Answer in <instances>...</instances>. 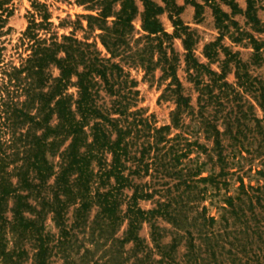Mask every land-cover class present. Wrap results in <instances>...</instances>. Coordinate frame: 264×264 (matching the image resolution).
I'll return each instance as SVG.
<instances>
[{
	"label": "trees",
	"instance_id": "trees-1",
	"mask_svg": "<svg viewBox=\"0 0 264 264\" xmlns=\"http://www.w3.org/2000/svg\"><path fill=\"white\" fill-rule=\"evenodd\" d=\"M12 1L0 0V264H49L54 256L62 264H264L258 0H246L244 10L220 0L230 12L213 3L219 31L203 45L206 62L175 0H73L88 11L74 24L94 33L104 54L86 36L58 34L46 5L32 0L36 14L14 44L15 62L4 53ZM184 1L195 13L202 7ZM165 11L172 33L159 19ZM225 36L250 45L249 59ZM126 67L163 86L158 101L173 104L167 122L139 106ZM254 160L262 166L256 184L245 183ZM145 223L149 241L140 235Z\"/></svg>",
	"mask_w": 264,
	"mask_h": 264
},
{
	"label": "rangeland",
	"instance_id": "rangeland-1",
	"mask_svg": "<svg viewBox=\"0 0 264 264\" xmlns=\"http://www.w3.org/2000/svg\"><path fill=\"white\" fill-rule=\"evenodd\" d=\"M40 3H44L46 5L47 10L50 12V21L54 24V29L58 32V34H69L73 32L76 37L82 39L84 36L89 38V41L95 40L98 49L104 54L105 49L99 43V40L95 38L94 33H86L83 28H79L74 21L78 19V15L85 14L88 11L84 10L82 6H79L73 0H38ZM155 2L164 5L161 0H154ZM175 1H184V0H175ZM197 2L202 4V7L198 9V12L195 13V8L189 2L183 5V10L179 14L182 21L189 25L192 29L196 30V34L199 37L198 43L195 45V54L201 61H207L202 56L203 45L209 41L214 40L218 35V29L215 26L214 14L212 11L213 3H217L223 10L230 12V8L224 3V1L213 0V1H204V0H196ZM241 9L246 8V0H234ZM185 2V1H184ZM193 2V1H192ZM12 13L8 17L7 26L10 27L9 33L5 36V46L6 49L4 53L6 54V58L13 57L14 61L17 62L16 54L14 53V44L17 42L18 38L21 36V33L27 26L28 20L32 14H36L35 8L33 7L32 0H13L12 3ZM139 10H142L141 4L138 2ZM264 0L256 1V12L258 17L262 21H264ZM38 17V16H37ZM234 18L238 21L241 26H245V17L242 14H235ZM159 19L165 28V30L169 33H172L173 26L169 19V13L167 11L163 12L159 15ZM82 26L85 28L86 21L81 19ZM133 24L135 27V34L139 35L141 33V20L140 16L137 15L133 20ZM248 28V26H245ZM254 35L259 37V33L254 32ZM264 38V35H262ZM223 43L225 45H230L233 50H237L240 52V56L244 60H248L250 53L252 51L250 45L243 44H234L232 43L227 36L224 37ZM173 46L177 52L180 54L183 53V47L180 39L173 40ZM217 63H213L211 66L214 69L217 68ZM126 69L130 72L131 76L134 77L138 81V89L140 91V100L139 106L144 107L146 110V114H154L155 120L157 124H162L168 121V115L170 109L173 107V104L170 101H158V97L161 93V89L163 86H159L156 82L149 83L143 80V71L139 67H126ZM264 74V65L259 68L253 67V73ZM178 75L182 79L184 85L188 86L189 84L185 81V74L183 72V64H180V68L178 69ZM227 79L230 82H234V75L231 71L227 75ZM259 112V110H258ZM253 168L250 171H247L244 175V182L256 184V176L254 174V169L262 167L259 161L254 160L252 164ZM248 164L245 163V168L247 169ZM264 167V166H263ZM237 183H234L236 185ZM234 187V186H233ZM208 204V202H205ZM140 205L143 208H150L153 206V201H140ZM209 212L211 214H216L217 210L214 206H209ZM50 217V216H49ZM46 220L47 227L52 231H56L53 228L52 222L49 219ZM140 235L145 237L147 241H149V226L148 224H143ZM23 264H31V261L28 260ZM49 264H62V260L54 256L51 258Z\"/></svg>",
	"mask_w": 264,
	"mask_h": 264
},
{
	"label": "crops",
	"instance_id": "crops-1",
	"mask_svg": "<svg viewBox=\"0 0 264 264\" xmlns=\"http://www.w3.org/2000/svg\"><path fill=\"white\" fill-rule=\"evenodd\" d=\"M178 5H185L184 1H175Z\"/></svg>",
	"mask_w": 264,
	"mask_h": 264
}]
</instances>
